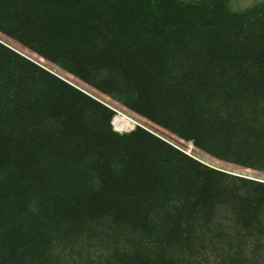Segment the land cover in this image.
Returning <instances> with one entry per match:
<instances>
[{
	"label": "trees",
	"instance_id": "trees-1",
	"mask_svg": "<svg viewBox=\"0 0 264 264\" xmlns=\"http://www.w3.org/2000/svg\"><path fill=\"white\" fill-rule=\"evenodd\" d=\"M0 34L264 172V0H0ZM46 68L0 40V264H264V181L115 131L122 113Z\"/></svg>",
	"mask_w": 264,
	"mask_h": 264
},
{
	"label": "rangeland",
	"instance_id": "rangeland-1",
	"mask_svg": "<svg viewBox=\"0 0 264 264\" xmlns=\"http://www.w3.org/2000/svg\"><path fill=\"white\" fill-rule=\"evenodd\" d=\"M255 1H257V0H250V2L248 4H246L245 6H250ZM241 3H242V0H232V6L231 7L234 9L244 8L245 6H241ZM0 40L4 41V43L6 42L7 45L9 44V46H11L10 38H7L6 36L0 34ZM11 47L16 49V50L19 49L18 51L20 53L26 55L27 57L31 58L34 61L41 63L43 66L52 70L55 74H57L63 78L65 77L68 81H70L71 83H73L77 87H80V89L82 88V90H84L87 93H89L90 95L94 96L95 98H97L101 102H103V103L113 107L114 109L118 110L125 117H127L129 120H131V125H135L136 122L138 121L139 123L144 124L146 127H150L154 131L156 130V132L158 134L165 137L172 144H174L175 146L182 149L186 154L191 155L192 157H194L196 159H199L201 162H203V163H205L211 167H215L217 169H221V170L227 171L229 173L242 175V176H246V177H250V178H254V179L264 181V172L253 170L251 168H245V167H242V166L230 163V162H226L223 160L216 159L215 157H213V156L205 153L204 151L198 149L197 147H195L191 142H187L185 140L180 139L179 137L175 136L174 134L168 132L167 130H165L161 127H158L149 121L144 120L143 118H141L140 116H138L134 112L130 111L129 109H127L124 106L117 103L116 101H114L110 98H106V96L104 94H102L98 88L90 87L89 85L84 84L80 80L74 78L73 76L64 72L63 70L59 69L58 67L54 66L53 64L42 60L41 58L37 57L35 54H30L28 52H25V50H23L25 48H23L22 46L18 45V47L16 46V48H15V46L12 45ZM133 120H135L136 122ZM112 127L114 128L113 124H112ZM119 131L125 132L124 130H119Z\"/></svg>",
	"mask_w": 264,
	"mask_h": 264
},
{
	"label": "bare ground",
	"instance_id": "bare-ground-1",
	"mask_svg": "<svg viewBox=\"0 0 264 264\" xmlns=\"http://www.w3.org/2000/svg\"><path fill=\"white\" fill-rule=\"evenodd\" d=\"M3 42V41H2ZM9 45V44H8ZM115 113H116V110H115ZM114 117H112V120H111V124H113V126H114V130L115 131H117V132H121V131H119V130H124V131H129V130H131L135 125H139V126H141V127H143L141 124H139V122L137 121H135V120H133V121H135L136 122V124L135 125H131V120H129L127 117H125L124 115H122V114H119V113H117V114H115V115H113ZM134 122V123H135ZM127 129V130H126Z\"/></svg>",
	"mask_w": 264,
	"mask_h": 264
},
{
	"label": "water",
	"instance_id": "water-1",
	"mask_svg": "<svg viewBox=\"0 0 264 264\" xmlns=\"http://www.w3.org/2000/svg\"><path fill=\"white\" fill-rule=\"evenodd\" d=\"M2 43H4V42H2ZM6 46H8L9 48H11V49H13L14 51H16V52H18V53H20L18 50H16V49H14V48H12L11 46H9V45H7L6 43H4ZM20 54H22V53H20ZM23 56H25V57H27L26 55H24V54H22ZM28 59H30V60H32L31 58H29V57H27ZM32 61H34V60H32ZM44 67V66H43ZM46 69H48V68H46ZM49 70V69H48ZM49 71H51V70H49ZM52 73H54L53 71H51ZM55 74V73H54ZM57 75V74H56ZM60 78H62L61 76H59ZM62 79H64V78H62ZM67 81V80H66ZM69 84H71V85H73L74 87H76V88H78V89H80L79 87H77L76 85H74L73 83H71V82H69V81H67ZM81 91H83L84 93H87V92H85L84 90H82V89H80ZM89 95V94H88ZM92 97H94V96H92ZM95 98V97H94ZM95 99H97V98H95ZM98 100V99H97ZM100 101V100H99ZM105 104V103H104ZM105 105H107V104H105ZM109 108H111L114 112H115V109H113L111 106H109V105H107Z\"/></svg>",
	"mask_w": 264,
	"mask_h": 264
},
{
	"label": "clouds",
	"instance_id": "clouds-1",
	"mask_svg": "<svg viewBox=\"0 0 264 264\" xmlns=\"http://www.w3.org/2000/svg\"><path fill=\"white\" fill-rule=\"evenodd\" d=\"M249 2H250V0H242L241 6H245ZM231 6H232V0H229V7H231Z\"/></svg>",
	"mask_w": 264,
	"mask_h": 264
}]
</instances>
